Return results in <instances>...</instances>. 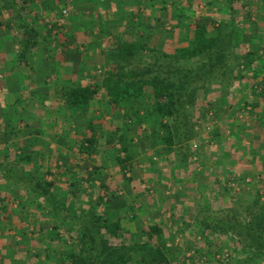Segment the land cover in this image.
I'll return each mask as SVG.
<instances>
[{
	"label": "rangeland",
	"instance_id": "1",
	"mask_svg": "<svg viewBox=\"0 0 264 264\" xmlns=\"http://www.w3.org/2000/svg\"><path fill=\"white\" fill-rule=\"evenodd\" d=\"M112 1L16 0L21 16L39 32L40 39L39 46L29 56L31 66L25 67L16 56L21 49L19 21L14 8L5 12V23L0 26V37H7L6 41L0 40V150L6 149L12 154H20L24 150L25 154L32 152L33 157L16 161L14 166V157L3 159L0 161V173H7L9 180L18 183L19 188L28 187L23 182L25 172L30 171L37 178V170L32 167L38 160L42 164L43 179L52 183L49 187L51 193L67 200L61 214L68 220L53 230V216L61 214L56 209L53 212L49 210L46 202L44 205L31 200L20 202V199L0 202V264H73L72 255L76 256L84 249L80 241L82 226L77 217H81L80 213L91 219L92 231L97 235V247L93 252L103 253L94 257L96 263L104 262V254L114 246H132L139 239L146 240L149 224L161 220L164 213L162 222L166 233L162 235L164 242L160 248L166 252L171 264H264V258L249 260L251 252L235 251L238 246L233 237L228 239L226 234L213 237L209 231L207 235L199 232L195 216L197 208L203 207L212 214L237 215L246 222L256 212L264 210V160L251 156L253 149L256 151L254 154L261 156L264 148V101L261 100L264 57L258 62L263 64L258 71L248 68L243 60L239 64L235 58L237 52L246 54L255 48H258V54H264V0H120L126 6L123 12L128 13V17L135 4L140 6L145 25L153 27V38L149 44L156 46L157 50L154 53L145 49L137 56L139 59L134 58L132 63L124 61L127 69L156 63L159 50L173 52L176 46L187 42L192 36L193 26L201 20L213 27L214 32L222 28L220 35L233 37L234 65L228 72L225 87L222 90L211 87V92L199 91L198 103L190 107L189 112L190 121L195 122L196 136L190 141L178 142L183 129L178 128V134L175 130L176 144L173 146L177 151L170 155L166 152L169 146L160 139L167 132L154 122L153 117L145 115L142 102H133L132 105L133 110L140 111L143 116L139 119L133 110L112 112L104 93L93 101L89 113L66 116L64 110L68 109L62 102L55 99L54 104L48 106L44 101L60 97L58 92L49 88L48 94L39 93L42 96L39 95L38 108L44 110V104L54 107L55 117L52 116L53 111L48 113L45 110L43 119L29 125L23 119V127L14 125L15 120H10L11 127L5 125L8 119L2 121V110H6L8 102H13L14 98L18 100L19 107L32 105L30 96L24 107L20 100L23 96L11 93L16 89L3 90L7 68H13V71L25 68L29 74L32 62L37 67L38 61L40 72L52 71L51 60L58 55L55 58L49 56L53 52L56 54L59 43L71 35L72 45H78L79 51L74 48V51L65 53L80 61L81 73L69 83H101L120 60L115 52L110 54L114 44L123 39L131 42V38L141 37L145 40L150 29L131 22V16L128 18L125 14L127 19L117 18L118 24L111 21L119 16L115 14L118 5H113ZM96 17L106 20L105 26L110 27L108 31L103 30ZM134 20L137 22L138 17L132 18ZM45 37L50 38L49 44L44 42ZM42 55L45 60L41 62ZM186 64L191 66L197 62L191 60ZM8 77L17 78L15 73L8 74ZM137 104L140 105L138 109ZM18 109L9 112L15 116ZM52 118L63 125V128L55 129L58 135L53 138L46 127L47 122L54 121ZM70 125L73 134L76 130V134L83 132L82 140L95 133L96 150L93 153L76 152L81 137L72 135L71 140H66ZM60 132L62 136H59ZM37 135L43 136L36 141ZM56 138L59 141H54ZM235 152L245 154L239 158ZM120 156L134 168L124 169ZM179 162L181 167L176 165ZM189 163V170L183 167ZM12 171L13 174L17 172L16 178L11 177ZM104 192L106 198H110L109 207L98 204L99 196ZM147 204L155 208L145 212L143 207ZM172 205L177 207L172 209ZM73 208L77 214L71 211ZM91 209L96 214L87 215ZM43 213H49L51 219ZM97 214L114 219L122 217L123 230L119 237L109 236L97 228L101 224ZM186 219L188 222L191 219L193 222L189 223L192 225L184 223ZM187 232L194 233L192 238L181 235ZM157 238L154 236V243H160ZM136 255L132 249L126 254L130 256L129 264H141Z\"/></svg>",
	"mask_w": 264,
	"mask_h": 264
},
{
	"label": "trees",
	"instance_id": "2",
	"mask_svg": "<svg viewBox=\"0 0 264 264\" xmlns=\"http://www.w3.org/2000/svg\"><path fill=\"white\" fill-rule=\"evenodd\" d=\"M83 1V0H79ZM88 1V0H84ZM92 1V0H91ZM233 2L234 0H229ZM27 2V1H26ZM123 2L120 0L112 1L113 5H118L115 11V14L119 15L115 17L116 19H111L113 23L118 24L117 20L127 19L124 18L125 14L128 17V13L123 12V7H126ZM96 4V3H95ZM135 9H131L129 20L137 26L142 27L146 26L147 34L145 40L141 37L132 40L131 42L128 39H123L119 43L114 44L113 50L110 54L115 52L116 55L120 56V60L115 65V69L108 72L104 76L103 81L95 83H75L71 84L65 90H63V95L60 96L61 99L66 103V108L71 112L70 114L75 113H89L92 107L93 101L97 99L101 93H104L106 97V102L110 105L112 112H116L119 109L133 110V102L144 104L146 109L145 115L151 116L154 118L155 123H159L160 126L167 132V135L160 136L161 141L169 146L166 152L168 155L177 151L174 148L175 134L174 131L178 134V128L183 129V132L179 135V141L186 140L190 141L196 136L194 130L195 122H191L189 119L190 107L193 108L196 103H198V93L199 91L211 92L213 88L222 90L225 87V80L227 78L228 72L233 69V49L231 45L234 44L233 37L230 35H220V32L223 29H216L213 31V27L205 21H198L191 31L192 36L189 37L187 42L181 46H176L173 49V52H165L164 50H159L160 55H157V63L144 66L143 68H131L127 69L124 61L126 63H132L131 60L139 59L137 56L142 54L143 50L156 53V46H153L151 39L153 38V27L147 26L144 15L140 6L137 4L134 5ZM133 6V7H134ZM130 7V6H129ZM14 8L16 14V20L20 24L21 36L19 37V42L21 49L16 54L18 56L19 62L24 63V65H30V54L32 50L39 46V32L29 24L20 14V9L16 7V0H0V26L3 25L5 12L11 11ZM129 12V10H127ZM138 17V21H132V18ZM97 18V17H96ZM119 18V19H117ZM99 24L102 25L104 31H108V28L105 26L106 20H99ZM257 25V24H256ZM188 31L190 25L186 28ZM121 37V35L119 34ZM71 35H68L67 40L63 44L64 47H61L67 52L79 51L78 45L74 47L72 45ZM6 38H1L0 40L6 41ZM50 38H44L46 44L50 43ZM128 40V41H127ZM238 43V42H237ZM62 44L59 43V46ZM48 48H50L48 46ZM1 49V48H0ZM158 49V48H157ZM162 49V48H161ZM258 48H255L249 53L240 54L237 52L235 58L240 64L243 60V63L248 68H252L255 71L260 70L261 62L260 59L264 57V54H258ZM3 51V49L1 50ZM32 55V54H31ZM112 55H110L111 57ZM165 59V61H163ZM196 61V65H187V62ZM184 61V63H181ZM254 63H258V66H254ZM189 64V63H188ZM263 65V64H262ZM233 71V70H232ZM242 74L241 77H243ZM264 82V80L262 81ZM216 91V90H215ZM61 100V101H62ZM261 100L264 101V85L263 91L261 94ZM211 103V102H209ZM260 101L256 105H259ZM137 104V109L138 105ZM136 110V109H135ZM134 111V114L137 115L139 119H142L143 116L140 115V111ZM195 110V108H194ZM193 110V111H194ZM132 111V112H133ZM145 117V116H144ZM144 119V118H143ZM78 126V125H75ZM185 126V127H184ZM184 128L185 133H184ZM94 131V130H93ZM184 134V136H183ZM78 138L81 137L79 143V149L76 150L79 154L93 153L95 149V133L92 137H87L82 140L83 132L75 134ZM182 135V137H181ZM59 136H62V133H59ZM15 143V142H14ZM15 145V144H14ZM119 149V148H118ZM126 149V148H125ZM263 153L254 154L256 152L252 150V158L256 157L264 160V148ZM191 151V150H190ZM191 153H193L191 151ZM238 153V152H237ZM236 156L239 158L245 154V152H240ZM0 161L3 162V159L8 160V157H14L15 163L22 161V159L31 160L33 154H25L24 150L20 154L16 152L14 154L6 151V149L0 150ZM119 161L123 164V168L129 167L130 170L134 168L133 164H127L125 157L120 156ZM258 161H261L260 159ZM35 165L32 168L37 170L36 177L30 171L25 172L23 182H25L28 187L21 188L18 187V183L12 182L9 180V175L7 173H0V202H14L15 199H20V202H39L44 205L46 202V207L49 210H57L61 214V209H64L66 201L61 196L53 195L50 190L51 182H45L43 179L44 172L42 171V164L35 161ZM11 166V164H8ZM181 167L182 163H177ZM190 169V163L184 165ZM264 172V166H263ZM36 170H33L36 172ZM186 170V169H185ZM11 174L15 177L17 174L16 171ZM39 173V174H38ZM59 196V197H58ZM98 204L108 206L110 198H106V194H101L98 199ZM109 207V206H108ZM177 207L172 205V209ZM51 208V209H50ZM74 214L76 213L75 209L71 210ZM95 211L92 209L87 212V215H94ZM54 214V213H52ZM77 214V213H76ZM43 215H48L47 217L51 219L49 213ZM55 217L53 221V230L59 227L64 221L68 220V217L64 215L54 214ZM81 217L77 216L81 226L82 234L80 241L83 242L84 249L81 253L76 256L72 255L73 264H95L94 257H98L100 252H93L97 247V235L92 231V226L90 223L91 219L84 216V214H79ZM165 214L161 216V220L150 223L147 230V239L146 240H137L135 245L130 246H114L107 253L104 254L105 261L99 262L96 264H129L130 256L126 254L131 252V249L136 252L138 261L141 264H171L166 252L163 248H160L164 242V233H166L163 220L165 219ZM197 216L198 230L201 233H209L215 237L216 234H226L228 239L231 237L234 238L236 245L235 251L247 253H252L249 260L253 258H264V210L256 212L250 220L246 222L238 218L237 215H223L219 216L218 213H210L203 207L197 208L195 213ZM94 217V216H92ZM97 220L101 222L97 227L101 231L105 232L109 236L119 237L121 231L123 230L122 217L114 219L108 215H96ZM114 219V220H113ZM187 222V225H192L193 222L191 219L189 222L187 219L184 223ZM97 224V222H95ZM233 234V235H232ZM154 236H158L157 239L160 243H154ZM208 237V236H206ZM209 239V237L207 238ZM19 244V243H18ZM240 247V248H239ZM240 249V250H239ZM246 253V254H247ZM75 254V253H72ZM94 254V255H93ZM103 254V253H102ZM74 256V257H73ZM2 258L0 257V262ZM16 261V260H15ZM250 261L247 260V263ZM64 263V262H63Z\"/></svg>",
	"mask_w": 264,
	"mask_h": 264
},
{
	"label": "crops",
	"instance_id": "3",
	"mask_svg": "<svg viewBox=\"0 0 264 264\" xmlns=\"http://www.w3.org/2000/svg\"><path fill=\"white\" fill-rule=\"evenodd\" d=\"M65 41L66 40H63L62 42H60V44H62V45L58 47V51L59 52L57 51L56 54L53 52L52 55L49 56V58L50 57L55 58L58 55V58H55V59L51 60L52 71L51 70H47V71H44V72H42V71L40 72L39 67H38V61H37V67L34 64L35 62L34 63L32 62V67L31 68L34 71H32V70L29 71V74H27L28 70H26L25 68L24 69H17L15 71H13V68H10V67L7 68V70H6L7 71V78H5V80H3V86H4L3 90L6 91L7 89H10V91H11L12 89H16V90H14L11 93L19 94V96L20 95L23 96L22 98L20 97V100H21V105L24 106V107H26L25 105L27 104V100L29 99V96H30L31 99H32V101L30 103H32V105L29 108L28 107H26V108L19 107V103H18V100L16 98H14L13 102H8V107L6 108V110L4 108L2 110L3 112L1 114V117H2L1 119H2L3 122L6 121L5 119H8V121L5 122V125H8V126L11 127L12 123H11L10 120H15L16 123L14 125L19 126V127H23V125L21 124V121L23 119L29 125V124H31V122H34L35 120H38L40 118L43 119L42 117L45 115L44 114L45 110L48 113L50 111H53L52 116L55 117V115H54L55 108L54 107H48V106H51L52 104H54L55 99L57 101L59 100L60 102H62V105H66V103L61 99V97H57V98L56 97H52V98L44 100L48 104V106H46V104H44V107H43L44 110H41V109L38 108L39 104H40V101L38 100L39 95L48 94L46 91H48L49 88H52L51 89L52 92H58L57 94L62 96L63 95V90H65L67 87H69L71 85V83H69V82L73 78H76L78 76V74L80 75V73H81L79 71L80 61L76 60L73 57L68 56L66 54L67 50L63 52V50H65V49H63L61 47H64L63 44L65 43ZM60 54H61V56H59ZM4 58H5V56H4ZM40 58L41 59H39V60H41V62L45 60V56H43V55L40 56ZM35 59H37V57H35ZM29 63H30V66H31V60H30ZM21 65L23 67H25L24 63L23 64L21 63ZM12 72H14L16 74V76H17V78L15 80H14V78H9L8 77V74L9 75L14 74ZM31 78H33V79L30 80ZM51 80H52V82H51ZM50 84H53L54 86L51 87ZM39 93H41V94H39ZM25 95H27V97H24ZM32 96H35V98H33ZM42 103H43V101H42ZM34 105H36V106H34ZM11 108H12V110H11ZM15 109H18V111H17V113L15 112L14 113L15 116H13V115L10 114L9 110L10 111H14ZM7 111L9 112V114L7 113ZM24 111H26V113ZM65 111H66V116H71L72 115V114H70L71 112L67 113L68 110H64V112ZM75 114H78V113H75ZM51 120H54V118H52ZM46 127L49 128V130H48L49 131V135L51 134L50 137L53 138L55 135L56 136L58 135L57 132L55 131V129L61 128V127L63 128V125L60 124V121L58 119H55L54 121L47 122ZM77 127L81 128V126H79V125ZM76 131L74 132L75 134H76ZM67 133L68 134H67V136H65V138H66L67 141H69L73 137L72 135H75V134L72 133V125H70L69 128L67 129ZM42 136L43 135H37V136H35L34 140L38 141L39 140L38 138H41ZM75 137H77V136L75 135ZM23 138H26V136H23ZM54 141H59V140H58V138H56ZM153 208H155V206L150 205V204H147V205H145L143 207L145 212L152 211ZM192 234H194V233L187 232V234L185 233L186 236L184 235V233L181 234V235L183 237H187L188 236V237L192 238V236H191ZM193 238H194V236H193Z\"/></svg>",
	"mask_w": 264,
	"mask_h": 264
}]
</instances>
